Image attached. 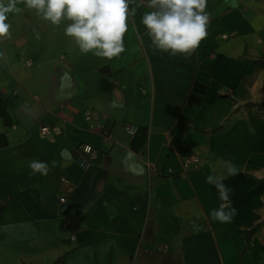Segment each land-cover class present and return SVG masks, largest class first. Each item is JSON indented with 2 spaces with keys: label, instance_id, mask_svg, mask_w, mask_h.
Returning a JSON list of instances; mask_svg holds the SVG:
<instances>
[{
  "label": "crops",
  "instance_id": "crops-1",
  "mask_svg": "<svg viewBox=\"0 0 264 264\" xmlns=\"http://www.w3.org/2000/svg\"><path fill=\"white\" fill-rule=\"evenodd\" d=\"M235 2L218 4L188 57L154 47L140 0L111 60L80 52L70 21L53 26L22 3L9 14L0 264H264V0ZM54 126L60 135L40 134ZM81 145L95 150L86 168ZM34 159L48 175H30ZM217 159L237 167L224 180L231 223L210 216L222 203L206 182Z\"/></svg>",
  "mask_w": 264,
  "mask_h": 264
},
{
  "label": "clouds",
  "instance_id": "clouds-1",
  "mask_svg": "<svg viewBox=\"0 0 264 264\" xmlns=\"http://www.w3.org/2000/svg\"><path fill=\"white\" fill-rule=\"evenodd\" d=\"M134 0H0V39L10 38L9 14L20 13L23 4L51 25L63 27L64 35L71 38L80 52H92L95 56L111 60L125 51L124 35L128 30L130 5ZM233 7L237 4L233 0ZM141 23L147 30L151 43L160 52L172 56H191L207 36L209 14L205 11L207 0H148ZM135 14V9L131 10ZM259 31V26L253 24ZM35 31V30H34ZM39 39V34L36 36ZM2 56V54H0ZM55 166V161H53ZM30 175L46 176L50 167L46 162L32 160ZM206 182L215 187L219 208L210 212L211 219L221 224L231 223L237 209L231 204V192L224 180L237 174L231 160L217 159ZM218 169L222 172L218 173ZM194 230L200 226L193 223Z\"/></svg>",
  "mask_w": 264,
  "mask_h": 264
},
{
  "label": "built area",
  "instance_id": "built-area-1",
  "mask_svg": "<svg viewBox=\"0 0 264 264\" xmlns=\"http://www.w3.org/2000/svg\"><path fill=\"white\" fill-rule=\"evenodd\" d=\"M40 134H55V135H60L61 130L60 128L54 126V127H43L40 128ZM95 157V150L88 146V145H81L78 147V153L76 155V162L79 166L82 168H86L90 166L94 160ZM197 163V158L194 157L193 155H190L186 161L185 165L187 166H192L195 167ZM155 168L153 166H150V173L154 172ZM64 198H59V202H63Z\"/></svg>",
  "mask_w": 264,
  "mask_h": 264
},
{
  "label": "rangeland",
  "instance_id": "rangeland-1",
  "mask_svg": "<svg viewBox=\"0 0 264 264\" xmlns=\"http://www.w3.org/2000/svg\"><path fill=\"white\" fill-rule=\"evenodd\" d=\"M145 4L147 7V2L148 0H140ZM224 0H207V7L205 11L209 14V18L212 17L213 15L219 13L218 4L222 3ZM148 8V7H147ZM152 10V9H150Z\"/></svg>",
  "mask_w": 264,
  "mask_h": 264
},
{
  "label": "trees",
  "instance_id": "trees-1",
  "mask_svg": "<svg viewBox=\"0 0 264 264\" xmlns=\"http://www.w3.org/2000/svg\"><path fill=\"white\" fill-rule=\"evenodd\" d=\"M1 209H2V206L0 205V211H1Z\"/></svg>",
  "mask_w": 264,
  "mask_h": 264
}]
</instances>
